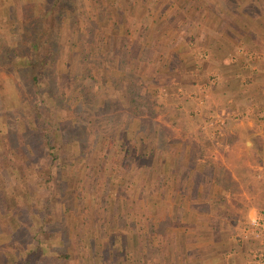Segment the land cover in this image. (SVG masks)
<instances>
[{"label":"rangeland","instance_id":"1","mask_svg":"<svg viewBox=\"0 0 264 264\" xmlns=\"http://www.w3.org/2000/svg\"><path fill=\"white\" fill-rule=\"evenodd\" d=\"M45 1L0 0L7 163L20 159L30 199L43 201L48 190L44 208L51 204L59 215L42 227L30 223L44 219L41 211L33 219L21 215L20 228L8 240L7 264H18L9 263L11 257H18L38 228L52 232L54 251L71 246L78 255L79 233L113 250L107 224L113 220L115 228L132 229L137 238L128 234L129 242L137 239L141 247L150 232L172 221L166 201L187 203L201 215L200 224L182 227L216 240L226 237L227 251L206 256L203 264H264V0H69L62 9L73 10V16L41 42L48 56L32 81V67H23L10 50L24 52L21 35L39 26ZM88 21L95 23L89 31L83 27ZM112 22L122 26V41ZM91 58L98 64L87 71ZM126 59L130 76L138 78L134 93L143 114L138 119L120 109L123 89L118 92L111 82L123 74ZM107 76L103 86L101 77ZM94 81L102 84L100 97L74 100L93 94ZM103 97L116 100L101 105ZM36 109L50 117V137L59 138L56 169L40 146L32 120ZM114 128V140H102L101 133ZM194 191L202 197L191 201ZM161 205L167 209L160 211ZM251 219L261 226H252ZM44 264L69 263L56 258Z\"/></svg>","mask_w":264,"mask_h":264},{"label":"crops","instance_id":"2","mask_svg":"<svg viewBox=\"0 0 264 264\" xmlns=\"http://www.w3.org/2000/svg\"><path fill=\"white\" fill-rule=\"evenodd\" d=\"M246 44L248 43L246 42ZM1 124L0 115V134L3 130ZM1 136L2 134L0 135V264H7V256H9L8 240L14 235L13 231L16 228H20L19 219L21 215H30L29 217L33 219V217L37 218L35 216L36 212L41 211L44 219L39 221L35 219V222H30L32 225H40L39 227L51 224L59 215H55L51 204L44 208V197L50 195L48 190H46V196H43L45 194L42 193L43 195L40 199H43V201L36 200L33 202L32 199H38L35 197L30 199L29 188L23 185L24 181H28L29 177L21 167L20 159L19 162H16L17 164L9 165L7 163L6 149L7 143L10 144V142L6 141V139L3 141ZM10 178L12 179L9 180ZM32 179L34 180L33 177ZM36 193L38 192L36 191ZM197 193L195 191L192 193L191 201L202 197L200 193ZM194 194L197 196L194 197ZM166 203L165 205L168 209L165 205H161L159 206L160 211L165 207L164 210L167 209L172 221L168 222V227L161 229L159 232H150L152 236L150 238L147 237V242L143 243L141 247L137 245V239L135 240V245L129 242L128 234L137 238L132 229H126L123 225L115 228L112 223L113 220L107 221V224L111 227L110 236L114 245L113 250H111V247L106 248L104 243L102 245L96 243V239H93V242L90 243L89 240H86V234L81 235L79 233L77 240H75V245L80 249L78 251L80 254L78 255L72 254L73 248L71 246L66 249V252L54 251L51 238H49L52 232L48 233V230L40 231L38 228L32 231L34 237L25 240L24 246L18 249V257L13 255L9 263L16 261V263L22 264V260L19 261V258L25 256L27 259L29 254L31 264H44L46 260H54L55 262L56 258L58 261L66 260L69 264H203L202 259L207 258L206 256L212 257L215 254H222L225 250L227 251L228 241L226 237L221 236L216 240L207 232H204L207 234H203L199 231L197 232L195 228L182 227L183 224L187 223L200 224V220L198 221L197 219L201 215L190 212L187 203L179 204L175 201L172 204L167 201ZM169 210L172 213H169ZM33 211L34 214H29ZM154 217H156L155 214ZM43 232L46 234L43 235ZM153 237L156 239L154 240ZM121 239H124L125 243ZM180 239L184 243L180 244ZM156 242L159 243L156 244ZM186 244H191V246ZM35 246H37L36 249ZM145 246L147 250L144 248ZM14 248L16 249V247Z\"/></svg>","mask_w":264,"mask_h":264},{"label":"trees","instance_id":"3","mask_svg":"<svg viewBox=\"0 0 264 264\" xmlns=\"http://www.w3.org/2000/svg\"><path fill=\"white\" fill-rule=\"evenodd\" d=\"M65 2H69V0H46L45 1L46 5H45V8H44L42 15H41V22L38 19V22H40L39 26L37 28H29L28 30H26V28H24L26 30V32L24 31V33L21 35V47L23 48L24 52L21 54H17L16 51H14L12 49L10 50L12 58L17 57L23 61L22 62L23 67H26L27 69L32 67V70H31L32 71L31 72L32 73V75H31L32 81H35V75L34 74L39 73L38 72L39 70H36V67L38 65H40L42 60L48 56V52H47L46 48H45V50L43 49L45 47V45H43L41 42L47 41L50 38L51 32L54 28L61 27L62 22H64L65 19H67V18L71 19V17L73 16V10H71V12L69 13V11L67 12V10L62 9V6ZM105 22L106 21L104 19V20H102L101 23L103 24ZM96 23H97V21H96ZM91 25L95 26L94 21H88V22L83 23V27L87 31L90 30L89 27ZM111 25L114 29L117 30V35H118V39H119L118 41H122V38H121L122 36L120 35L123 32L121 30L122 26L120 24H115L113 22L111 23ZM44 38H45V40H43ZM91 45H92V49L95 48L94 50H97V51L99 50V47H98V45L95 44V41H90V46ZM39 51L40 52L43 51V52H41V54L39 55ZM97 51H94V53H96ZM92 64H98L96 59L91 58L90 62L88 61V65L86 66L88 68L87 71L88 70L91 71V67H92L91 65ZM126 65L129 67L127 59L124 60V66L125 67L122 70L123 74L121 75V77H118L116 79L112 78L111 82L114 85V88L116 87L117 89H119L118 92L121 93V90L123 89L122 93L120 94V100H119V104H120V102L122 103V104H120V109H125V114L128 115L129 117L134 116V119H138V116H143V114L138 113V110H137L138 103L135 100V97L137 95L134 93L135 89L137 87L135 84V78L136 79H138V78L135 76V78L133 79V77L130 76V74L132 73V70L130 68H127ZM68 78H70V80H74V77L68 76ZM110 78H111V76H109V77L107 76V78L101 77V82H102L103 86L105 85L106 82H108L110 80ZM80 84L81 83H78L77 86ZM102 84L100 83L99 85H96V82L94 81V83L92 84V87H96V88H95L93 94H89V92L87 91L84 96L82 95L78 98L76 97V98H74V100H78V99L82 100L83 99L82 101H84V97L87 95L89 96L88 98L95 96L96 94L98 95V97H100L99 93H97V89H98V87H99V89H102ZM81 92H82V90L78 91V93H81ZM124 94H126V95H124ZM122 96L125 98V102H122V100H121ZM92 99H94V98H92ZM116 99H117V96H116ZM116 99L103 97V98H99V102L101 103V105H103L105 102L106 103H108V101L113 102ZM122 106H124V108H122ZM33 113H34V116L32 117V120L34 119L35 126L39 128L40 135L38 136L39 138L38 137L37 138L40 140V146L42 147L43 151L45 152V154L49 160V166L52 165L56 169L57 165H58L59 157H60L58 154L59 153L58 152L59 151V143H60L59 138H57V134L54 138L50 137V134H51L50 129H51L52 123H51V119L48 115H46L44 112H42L39 109L33 110ZM126 115H125V120L127 119ZM119 118H121V117H119ZM124 121H123V123L126 122V121L125 122ZM141 121L142 120H139V122H141ZM119 124H120V122H116L115 128H117V127L119 128V126H120ZM115 128L113 130H111L110 132L101 133L102 134V140L112 142L114 140L113 138H115L116 134H117L115 132L116 131ZM94 135L98 136V132H94ZM33 139H36V138H33ZM55 141H57V142H55ZM36 247L37 246H35V249H36ZM27 253H26V255H27ZM27 257H28L27 259L24 257L22 264H31L32 263L30 261L31 258L29 257V254L27 255Z\"/></svg>","mask_w":264,"mask_h":264},{"label":"built area","instance_id":"4","mask_svg":"<svg viewBox=\"0 0 264 264\" xmlns=\"http://www.w3.org/2000/svg\"><path fill=\"white\" fill-rule=\"evenodd\" d=\"M250 224L252 225V226H255L256 228H258V227H260L261 226V224L258 222V220H256V219H251L250 220ZM259 233V232H258ZM255 237H259L258 236V234H255Z\"/></svg>","mask_w":264,"mask_h":264}]
</instances>
